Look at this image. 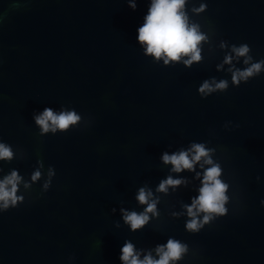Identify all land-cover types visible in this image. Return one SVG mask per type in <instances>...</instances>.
Segmentation results:
<instances>
[{
	"label": "water",
	"instance_id": "water-1",
	"mask_svg": "<svg viewBox=\"0 0 264 264\" xmlns=\"http://www.w3.org/2000/svg\"><path fill=\"white\" fill-rule=\"evenodd\" d=\"M150 3L0 0V142L15 154L0 161V180L17 170L24 196L0 212V264H124L126 241L139 259H159L156 248L169 238L187 245L169 264H264V71L238 86L229 71L247 67L232 45L264 60V0H187L189 22L208 37L203 59L187 67V57L165 65L144 54L137 29ZM206 80L228 88L202 98ZM46 107L75 110L81 121L40 135L33 117ZM192 143L212 150L228 184L227 212L196 233L185 227V206L210 165L202 158L174 172L162 160ZM38 160L42 176L33 182ZM169 176L183 182L158 192ZM141 187L158 200L157 214L132 230L121 209L144 211Z\"/></svg>",
	"mask_w": 264,
	"mask_h": 264
},
{
	"label": "clouds",
	"instance_id": "clouds-1",
	"mask_svg": "<svg viewBox=\"0 0 264 264\" xmlns=\"http://www.w3.org/2000/svg\"><path fill=\"white\" fill-rule=\"evenodd\" d=\"M186 3L187 0H151L147 15L144 16V22L137 29V41L144 46L145 55H151L154 60L163 59L165 65H168L170 61L178 62L182 58L187 57V59H183V64L186 67L203 59L201 43L206 42L208 37L200 30L198 23L189 22ZM13 6L16 7L18 4ZM129 7L135 8V4L130 3ZM205 7V4H201L199 9H193V11H202ZM0 20H2V16H0ZM232 52L236 57H244L243 64L247 65L243 70L235 66L229 69L232 73L231 80L234 85L238 86L241 81L247 82L249 78L257 76L264 71V60L253 62V58L249 54L250 48L247 44L232 45ZM232 59L231 55H226L224 63L231 64ZM227 88V80L215 83L214 87L206 80L199 87L198 92L203 98L217 89L225 90ZM33 119L35 124L39 126L40 135H43L68 131L71 127L79 124L81 116L75 110L61 108L59 112H56L52 108L46 107L42 113L35 115ZM211 151V149L205 147L204 143H192L187 151L181 150L171 155L164 153L162 156L164 163L171 164L174 172H180L185 169L192 171L194 165L201 161L202 158L204 164L210 165L203 172L199 195L192 200L190 206H185L187 215L190 218L186 222L185 227L193 233L199 232L203 224L213 218V214L223 216L227 212L225 204L228 201L226 195L228 184L220 179L222 169L211 159ZM14 156L11 146L0 142V161H11ZM37 165L36 170L31 173L33 182L39 180L42 176L40 169L43 168L44 164L41 160H38ZM54 175V169L50 166L48 178L44 183L45 189L50 186ZM22 180L23 177L15 169L11 170L10 174L5 175L0 180V212L15 208L19 203L23 202L24 196L17 195ZM182 182L180 179H173L169 176L160 182L156 190L166 193L169 186H177ZM29 186L27 183L24 184L25 188ZM152 196L151 190L141 187L138 190L136 200L139 204L147 205L144 211L138 213L121 209L124 222L129 224L132 230L146 225L150 219L148 213L157 214L156 204L158 200L151 199ZM200 212L205 213L203 221L197 218V214ZM120 251L119 259L124 264H169L170 261L183 259L184 254L187 252V245L177 239L169 238L166 244L156 248L159 259H154L151 255H146L143 260L139 259V254L134 251L133 244L127 241Z\"/></svg>",
	"mask_w": 264,
	"mask_h": 264
}]
</instances>
